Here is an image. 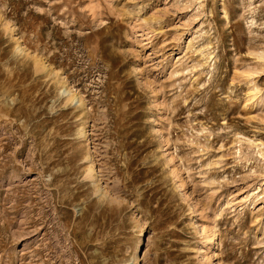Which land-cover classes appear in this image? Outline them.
Here are the masks:
<instances>
[{
	"label": "rangeland",
	"instance_id": "374dc122",
	"mask_svg": "<svg viewBox=\"0 0 264 264\" xmlns=\"http://www.w3.org/2000/svg\"><path fill=\"white\" fill-rule=\"evenodd\" d=\"M262 51L264 0H0V264H264Z\"/></svg>",
	"mask_w": 264,
	"mask_h": 264
},
{
	"label": "bare ground",
	"instance_id": "6f19581e",
	"mask_svg": "<svg viewBox=\"0 0 264 264\" xmlns=\"http://www.w3.org/2000/svg\"><path fill=\"white\" fill-rule=\"evenodd\" d=\"M253 21H255L254 19H253ZM10 30V29H9ZM7 37V36H6ZM15 51H17V53H26V51H25V49L23 48V46H22V44H20L19 42H17V44H16V46H15ZM209 52H208V55L209 56H212V52H210V50H208ZM21 54H19V55H21ZM24 55H26V54H24ZM257 57L259 58V60L260 61H262V68L264 69V51H262L261 53H258L257 54ZM36 66L37 67H39V68H45V66H43V63H42V61L39 59V58H37L36 59ZM252 69V68H251ZM248 72V71H247ZM257 73V69L256 70H251V71H249L248 72V74L249 75H254V73ZM264 72V71H263ZM63 84V86H62V89H61V92H62V95H64L65 96V98H66V101H65V104H68V103H74L75 105L76 104H81V102L80 101H82L81 100V98L76 94V92H75V90L72 88V87H70L68 84H66L64 81L62 82ZM254 90L255 91H258L259 90V88H258V86H255L254 85ZM254 91V92H255ZM255 95L256 94H254L253 93V95H251L249 98H248V100L249 101H253V98L255 97ZM63 97V96H62ZM84 120V119H83ZM85 122V121H84ZM84 125V124H83ZM86 125V124H85ZM84 125V126H85ZM83 129H84V127L82 128V131H81V133L82 134H84V131H83ZM81 137V136H80ZM245 137V136H244ZM82 138V137H81ZM241 138V137H240ZM239 142H246L248 145H249V147H251V148H258L257 150H258V152H259V155H261V156H263L264 157V151H263V149H264V147L262 148L261 147V145H264V144H262V143H258V142H256L255 140H253V139H251V138H243V140L242 139H240V140H238ZM242 143H240V145H241ZM243 145V144H242ZM242 147V146H241ZM241 149H243V148H239L238 149V153H241ZM245 149V148H244ZM250 151H251V149H250ZM252 151H254V150H252ZM255 153V152H254ZM241 154H243V153H241ZM252 154V153H251ZM239 155V154H238ZM252 155H254V154H252ZM242 156V155H241ZM240 157V156H239ZM250 157V155L248 156V158ZM240 158H242V157H240ZM247 157H246V159H248ZM86 160H88L89 161V163H90V165H89V167H88V169H89V171H88V177L93 181V182H95L96 184H97V182H99L98 180V177H97V173H96V171H95V168H94V162H93V160L89 157V155H87L86 156V158H85ZM170 162L171 163H174V158L173 157H171L170 159ZM255 173V172H254ZM174 175H175V177L177 178V179H179L180 180V182H184L183 180L184 179H182L181 178V176H180V173L175 169L174 170ZM98 186V184L96 185V187ZM97 191H98V193L100 194V195H105V191H104V189L102 188V186L101 187H99L98 189H97ZM252 194V193H251ZM251 194H247V196H246V198L244 197V200L246 201V203H247V200L249 199H251V198H249V196L251 197ZM257 196V195H256ZM255 196V197H256ZM259 197V196H258ZM234 200V199H233ZM233 200L232 199H230V200H228L227 201V205H234V203H233ZM244 202V201H243ZM238 204V203H237ZM245 204V203H244ZM232 208V207H231ZM213 221H211V223H212ZM213 223H215V226H207V227H204V229H203V233H204V235H205V241L204 242H202V243H204V247H200V246H193L192 247V252H195V253H197L198 255H200V264H206L207 262H212V261H214L213 259L215 258V257H217L216 255H218V253L217 254H215V252H214V250H213V247H212V244H213V242L214 241H216L215 239L217 238L216 236L218 235L217 234V232L219 231L218 229H216V222L214 221ZM212 225V224H211ZM218 230V231H217ZM264 232V231H263ZM219 233V232H218ZM264 235V234H263ZM197 243H199V241L197 242ZM215 243V242H214ZM216 244V243H215ZM195 245V244H194ZM200 245V244H199ZM203 246V245H202ZM198 255L197 256H195V257H198ZM218 259V258H217ZM218 264H222L221 262H218Z\"/></svg>",
	"mask_w": 264,
	"mask_h": 264
}]
</instances>
